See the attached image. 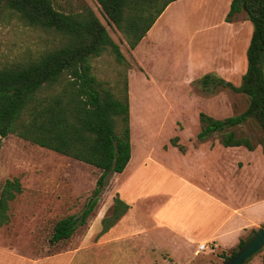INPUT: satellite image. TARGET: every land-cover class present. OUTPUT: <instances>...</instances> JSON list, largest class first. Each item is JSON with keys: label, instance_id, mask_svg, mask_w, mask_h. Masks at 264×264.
<instances>
[{"label": "rangeland", "instance_id": "1", "mask_svg": "<svg viewBox=\"0 0 264 264\" xmlns=\"http://www.w3.org/2000/svg\"><path fill=\"white\" fill-rule=\"evenodd\" d=\"M51 1L57 10L64 13L90 8L119 46L124 57L122 63L111 52L91 60L92 72L98 81L117 95H122L126 86L130 101L128 74L135 73L131 77L132 101L129 109L131 154L135 160L152 155L153 160L168 161L172 165L173 151L161 157L160 149L168 150L173 146L171 140L177 144L180 128H184L183 137L199 129V114L223 120L246 111L249 104L247 96L220 85L215 88L210 85L205 90L198 83L199 79L188 83L185 76H196L192 72L190 57L186 56L191 37L196 36L193 30L199 33L198 41L212 39V33L208 37L207 30L211 23L221 17L219 1L179 0L170 4L164 16L161 15L152 26V31L147 33L149 39L157 27L161 28L159 45L139 49L144 54L142 67L120 32L108 26L95 0ZM58 44L59 36L56 33L28 27L15 16L0 11V67L35 58ZM228 131L249 138L261 149L262 146L257 144L264 145V134L254 116L224 132ZM220 135L214 133L209 139L218 140ZM123 173L126 177L127 171ZM99 174L94 167L30 144L14 135L3 139L0 186L16 178L23 191L10 203V223L0 227V247L14 251L23 260L8 257L0 251V264H172L171 256L177 263L185 264L186 256L172 250L170 244H176L166 242L163 238L167 236L166 232L157 227L152 216V211L166 204L167 200L158 190L168 180L165 172L153 166H148L140 176L146 183V192L141 186H138L139 189L132 188L136 197V218L128 233L143 230L146 232L144 237L140 233H131L116 242L109 238L103 241L102 236L96 238L101 229L98 218L109 213L115 197L114 187L118 177L110 174L86 225L79 226L68 240L55 245L49 243L54 224L69 215L80 217L85 204L94 198L92 192ZM138 196L140 199L137 201ZM251 232L246 231L240 239H247ZM234 248H214L201 252L191 264H223V258ZM30 260L32 262H28ZM247 264H264V248Z\"/></svg>", "mask_w": 264, "mask_h": 264}, {"label": "trees", "instance_id": "2", "mask_svg": "<svg viewBox=\"0 0 264 264\" xmlns=\"http://www.w3.org/2000/svg\"><path fill=\"white\" fill-rule=\"evenodd\" d=\"M175 1L178 0H95L108 26L120 32L131 51ZM0 11L15 16L28 27L59 36L56 48L0 67V150L3 139L14 135L100 172L92 192L94 198L85 204L80 217L69 215L54 224L49 243L55 245L71 238L79 226L86 225L108 176L122 173L130 160L127 88L122 95L115 94L95 78L91 63L105 52L114 54L120 63L124 57L106 27L88 7L80 12L64 13L51 0H0ZM240 13L253 26L246 51L247 71L240 86L224 83L211 74L203 76L198 83L205 90L210 85L214 88L220 85L243 94L248 97V107L244 113L223 120L199 114L197 139L204 141L218 132L222 146L253 151L256 145L249 138L224 131L254 116L264 134V0H231L225 21L232 22ZM171 143L175 145L174 140ZM257 145L262 146L264 156V145ZM21 193L22 186L16 178L0 186V227L10 223V203ZM128 209L127 204L114 198L96 238L114 227ZM254 232L239 240L236 248L223 258V264L244 247Z\"/></svg>", "mask_w": 264, "mask_h": 264}, {"label": "crops", "instance_id": "3", "mask_svg": "<svg viewBox=\"0 0 264 264\" xmlns=\"http://www.w3.org/2000/svg\"><path fill=\"white\" fill-rule=\"evenodd\" d=\"M217 1L221 3L222 13L220 19L211 23L207 30V36L212 33V39L206 42L198 41L199 33L193 30L197 32H194L196 41L195 37H191L186 56L190 57L192 72L196 73L194 74L196 76L192 78L189 75L185 76L190 83L211 74L224 83L238 87L247 71L246 51L253 26L244 13L236 15L232 22H226L225 17L231 0ZM163 13L161 15L164 16ZM160 38L161 28L157 27L149 39L146 34L132 50L141 67L144 54L139 49L156 48ZM133 75L128 74L129 109L132 101L130 87ZM194 98L196 101L197 98ZM183 131V127L179 129L176 145L170 146L168 150L160 149L161 157L173 151L172 165L164 160L155 161L152 155L135 160V156L131 154L124 169L127 171L126 177L124 171L116 174L118 182L114 187V198L118 197L129 206V209L121 220L101 237V240L109 238L116 242L131 233L143 234L142 237L146 234L143 230L128 233V228L134 225L136 218L134 215L136 197L132 193V188L139 189L138 186H141L146 192V183L140 176L148 166L165 172L168 178L158 190V193L167 200L166 204L152 211V216L157 222V227L166 232L167 236L163 237L166 242L176 244H170L172 250L186 256L185 264H191L195 261L196 255L204 252L198 251L199 244H206L208 250L232 249L237 246L243 233L264 227V156L261 147L256 146L253 151H249L244 147H224L219 139L210 141V137L199 141L197 134L200 126L187 137H183ZM139 199L138 196L137 201ZM111 202L112 206L113 200ZM149 215L151 216V212ZM105 216L98 218L100 225ZM0 251L8 257L23 260L21 255L12 250L0 247ZM171 259L172 264H179L172 256Z\"/></svg>", "mask_w": 264, "mask_h": 264}, {"label": "water", "instance_id": "4", "mask_svg": "<svg viewBox=\"0 0 264 264\" xmlns=\"http://www.w3.org/2000/svg\"><path fill=\"white\" fill-rule=\"evenodd\" d=\"M264 248V228L260 227L253 233L251 239L228 262L224 264H244Z\"/></svg>", "mask_w": 264, "mask_h": 264}, {"label": "built area", "instance_id": "5", "mask_svg": "<svg viewBox=\"0 0 264 264\" xmlns=\"http://www.w3.org/2000/svg\"><path fill=\"white\" fill-rule=\"evenodd\" d=\"M205 250H208L206 244H199L198 246V251L201 252V251H205Z\"/></svg>", "mask_w": 264, "mask_h": 264}]
</instances>
